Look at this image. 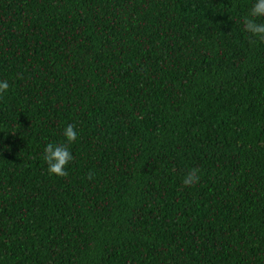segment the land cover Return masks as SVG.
Here are the masks:
<instances>
[{
    "label": "trees",
    "instance_id": "16d2710c",
    "mask_svg": "<svg viewBox=\"0 0 264 264\" xmlns=\"http://www.w3.org/2000/svg\"><path fill=\"white\" fill-rule=\"evenodd\" d=\"M254 2L0 0V264H264Z\"/></svg>",
    "mask_w": 264,
    "mask_h": 264
},
{
    "label": "clouds",
    "instance_id": "9594fccd",
    "mask_svg": "<svg viewBox=\"0 0 264 264\" xmlns=\"http://www.w3.org/2000/svg\"><path fill=\"white\" fill-rule=\"evenodd\" d=\"M264 0H255L249 12L243 16L240 20L243 31L249 35V43L255 45L258 41L264 42ZM17 78H20V74H17ZM9 83L7 80H0V98H2L9 90ZM139 118H143L142 116ZM63 136L65 138L64 143H52L49 142L43 149V160L47 165V171L50 175L57 177H67V166L74 159L70 145L76 143L77 132L74 126L69 124L63 130ZM89 180L94 178V174L89 173ZM199 169L192 168L186 172L183 178V184L185 186H194L199 182Z\"/></svg>",
    "mask_w": 264,
    "mask_h": 264
}]
</instances>
